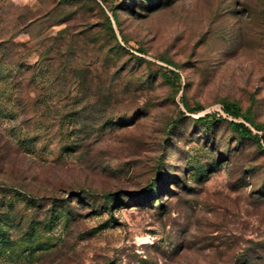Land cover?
<instances>
[{"label":"rangeland","instance_id":"rangeland-1","mask_svg":"<svg viewBox=\"0 0 264 264\" xmlns=\"http://www.w3.org/2000/svg\"><path fill=\"white\" fill-rule=\"evenodd\" d=\"M263 135L264 0H0V264H264Z\"/></svg>","mask_w":264,"mask_h":264},{"label":"trees","instance_id":"trees-1","mask_svg":"<svg viewBox=\"0 0 264 264\" xmlns=\"http://www.w3.org/2000/svg\"><path fill=\"white\" fill-rule=\"evenodd\" d=\"M111 14H112V18L115 24H118V20H117V16L115 14L114 10H110ZM106 20L108 23V28L110 30V32L112 33V35L114 36V30H113V25L112 22L110 20L109 16H106ZM161 74V78L162 80H164L167 83H172L173 84V80H178L179 81V75L176 73H172V72H166V71H162L160 72ZM186 110L191 113L194 114L196 112L201 111V108H196V109H192L188 104H184ZM224 105V111L227 115H230L234 118L240 117L241 116V111L240 108L233 103H229L226 102L223 104ZM216 120V116H211V115H206L200 119H198L199 123H209L210 121H215ZM221 120V119H218ZM246 121L251 124L252 126H254L255 128H258L259 130L262 129V127L257 126L253 120L251 118H246ZM229 126L232 129L233 133L236 134L238 137L244 138V139H256L252 133V131L243 123H238V122H234L231 121L229 122ZM260 141H262L263 145H264V135L261 137V140H257V142L259 143ZM154 185H150L147 187L145 194L147 197L151 196L154 192L153 189ZM104 199L107 200L108 205H110L108 197H104ZM159 205H161V201H159Z\"/></svg>","mask_w":264,"mask_h":264}]
</instances>
